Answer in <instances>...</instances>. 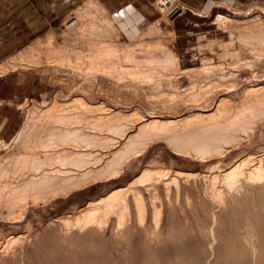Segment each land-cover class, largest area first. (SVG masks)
Listing matches in <instances>:
<instances>
[{
    "label": "rangeland",
    "instance_id": "rangeland-1",
    "mask_svg": "<svg viewBox=\"0 0 264 264\" xmlns=\"http://www.w3.org/2000/svg\"><path fill=\"white\" fill-rule=\"evenodd\" d=\"M109 1L0 0V264H264V0Z\"/></svg>",
    "mask_w": 264,
    "mask_h": 264
},
{
    "label": "bare ground",
    "instance_id": "bare-ground-1",
    "mask_svg": "<svg viewBox=\"0 0 264 264\" xmlns=\"http://www.w3.org/2000/svg\"><path fill=\"white\" fill-rule=\"evenodd\" d=\"M93 2H94V1H93ZM91 27H92V26H91ZM91 30H92V29H91ZM261 40H262V39H261ZM263 40H264V39H263ZM90 48H91V47H90ZM78 50H79V49H78ZM79 51H80V50H79ZM95 51H96V50H95ZM94 53H95V52H94ZM96 53H97V52H96ZM100 53H101V52H100ZM78 54H79V53H78ZM94 55H95V54H94ZM150 57H151V56H150ZM131 58H132V57H131ZM127 59H128V58H126V60H127ZM129 59H130V57H129ZM172 59H174V58H173V57H170L168 60L171 61ZM133 60H134V58H133ZM152 60H153V58H152ZM159 60H160V59H159V57H158V61H159ZM154 61H156V60H154ZM147 65H148V64H147ZM101 71H102V70H101ZM255 88H256V87H255ZM257 89H258V88H257ZM253 91H254V90H253ZM258 91H259V90H258ZM263 91H264V90H263ZM259 93H260V91H259ZM255 94H256V93H255ZM260 95H261V94H260ZM260 95H258V96H260ZM263 95H264V92H263ZM263 95H262V96H263ZM255 96H256V95H255ZM77 99H78V98H77ZM254 99H255V98H254ZM260 99H261V97H260ZM263 99H264V98H262V102H264ZM253 102H254V101H253ZM255 102H256V101H255ZM256 103H258V102H256ZM258 104H259V103H258ZM258 104H256V105H258ZM261 105H262V103H260V107H261ZM257 107H259V106H257ZM43 114H44L43 112H42L41 114L39 113V115H40V116H39V120L45 119V118L47 117V116H46V117H43V116H45V115H43ZM53 114H54V113H53ZM198 115H199V114H197V117H199L200 119H204V117H205V116H204V117H203V116H200V115H202V114H200L199 116H198ZM52 116L56 117L55 115H52ZM59 116H60V114H59ZM59 116H58V114H57V118H61V116H60V117H59ZM194 116H195V115H194ZM206 116H207V115H206ZM50 117H51V116H50ZM41 118H42V119H41ZM47 118H48V117H47ZM47 118H46V120H47ZM64 118H66V117H64ZM213 118H214V117H213ZM213 118L211 117V119H212V123H213V121L216 119V117H215L214 119H213ZM50 119H51V118H50ZM69 119H70V118H69ZM185 119H188V117H185ZM200 119H199V120H200ZM207 119H208V118H207ZM207 119H205V120H207ZM211 119H209V120H211ZM48 120H49V119H48ZM51 120H52V119H51ZM51 120H50L49 122L45 121L46 123H44V124H46V126L41 125V129L48 128V127H49V123L51 122ZM53 120H54L53 122H55V118H54ZM64 120H66V119H64ZM64 120H63V121H64ZM70 120H72V119H70ZM56 121H57V122H60V121H58V119H56ZM190 121H191V120H190ZM202 121H204V120H202ZM207 121H208V120H207ZM215 121H216V120H215ZM215 121H214V123H215ZM65 122H66V121H65ZM69 122H70V121H69ZM75 122H76V121H75ZM77 122H79V121H77ZM51 123H52V122H51ZM51 123H50V124H51ZM73 123H74V120H73ZM81 123H82V122H81ZM165 123H166V122H165ZM168 123H173V124H174V123H177V124H178V122L173 121V120L168 121ZM192 123H193V121H192ZM207 123H208V122H207ZM209 123H210V125H211V122H210V121H209ZM217 123H218V122H217ZM227 123H229V122H227ZM60 124H61V123H60ZM71 124H72V122H71ZM71 124H70V125H71ZM141 124H142V126H140V129L138 130V131H139V135H136V136H130L129 139L127 138V139H128L127 142H129L131 145H132V144H135L136 142H140V141L144 140L145 136H147L148 138H149V137H152V135H149V133L153 130V128L156 129L158 126H162V125H161V121H160V120H157L156 118L149 119V120H147V122H143V123H141ZM177 124H176V125H177ZM184 124H186V123H183V125H184ZM51 125H53V124H51ZM171 125H172V124H171ZM178 125H179V124H178ZM183 125H182V126H183ZM186 125H187V124H186ZM217 125H219V123H218ZM222 125H223V123H222ZM222 125H219V127L221 126L222 129L225 127L224 130H225V129H228V128L231 127V126L229 127V125H228V126L226 125V126H227V128H226L225 125H224V126H222ZM56 126H58V123H57ZM59 126H60V125H59ZM59 126H58V128H59ZM68 126H69V125H68ZM72 126H74V124H73ZM168 126H169V125H168ZM179 126H180V125H179ZM193 126H194V125H192V127H193ZM61 127H62V126H61ZM66 127H67V126H66ZM80 127H82V126H80ZM169 127H170V126H169ZM184 127H185V126H184ZM190 127H191V126H190ZM216 127H218V126H216ZM51 128H52V126H51ZM70 128H71V127H70ZM70 128H67V130H68V131L71 130ZM149 128H150V130H149ZM159 128H161V127H158V130H159ZM186 128H187V127H186ZM188 128H189V126H188ZM204 128H205V129H204ZM209 128H210V127H209ZM209 128H208V127L206 126V124H205V126L202 125V126H201V129H199V130L204 129V133H203V132H202V133H199L200 135H203V138H204V139H206V138L209 139V138L211 137V135H212V133H211L212 130H211V129H210L211 131H208V130H207V129H209ZM213 128H215V126H214ZM55 129H56V128H55ZM55 129H53V133H55V132H54ZM79 129H80V128H79ZM169 129H170V128H169ZM56 130H57V129H56ZM72 130H73V129H72ZM205 130H207V131H205ZM213 130H214V129H213ZM61 131H62V130H61ZM159 131H160V130H159ZM202 131H203V130H202ZM30 132H31V126H29V125H26L25 128L20 132V136L23 137V138H26V139L22 140L23 142L31 141V140H35V139H37L36 137H38V135H40V134H38V135H36V134L32 135V134H29ZM59 132H60V131H59ZM72 132H74V130H73ZM72 132H71V133H72ZM152 132H153V131H152ZM60 133H62V132H60ZM60 133H58L59 136H61V135L63 134V133H62V134L60 135ZM69 133H70V132H69ZM69 133H68V134H69ZM147 133H148V134H147ZM154 133H155V131H154ZM156 133H160V134H161V131H160V132H157V129H156ZM156 133H155V134H156ZM165 133H166V134H167V133H171V131L169 132V131L166 130ZM195 133H196V132H195ZM43 134H44V133H43ZM68 134H67V135H68ZM150 134H152V133H150ZM155 134H154V135H155ZM162 134H163V131H162ZM175 134H176V133H175ZM53 135H54V136H53V138H54V137L57 135V133H56V135H55V134H53ZM67 135H66V136H67ZM76 135H77L76 138L73 137V135H72V138L76 139V141H79V142L82 143L83 141H87V140H88V139L86 140V138H85L86 136L83 135V133L81 132V130L76 131ZM156 135H158V134H156ZM169 135H170V134H169ZM181 135H182V134H181ZM207 135H210V137H208ZM213 135L215 136L216 134L214 133ZM213 135H212V136H213ZM48 136H49V135H48ZM62 136L64 137V135H62ZM62 136H61V138H63ZM66 136H65V138H67L68 136H70V134H69L67 137H66ZM87 136L90 137L91 135H90V136L87 135ZM170 136H171V135H170ZM170 136H169V137H170ZM183 136L186 137L185 135H182L181 138H183ZM190 136H192V134H190ZM50 137H51V136H50ZM57 137H58V136H57ZM88 137H87V138H88ZM94 137H95V134H94ZM94 137H93V136L91 137V138H92V141H93ZM171 137H173V136H171ZM176 137H177V135H176ZM51 138H52V137H51ZM68 138H69V137H68ZM70 138H71V136H70ZM91 138H89V140H90ZM181 138H180V139L177 138V139H178V140H177V139H175V137H174L175 141L177 140V141H176V144H177L178 147H184V143H183V141H182ZM188 138H192V137H188ZM203 138H202V140H203ZM211 138H213V137H211ZM216 138H217V135H216ZM216 138L214 137L213 139H216ZM46 139H47V138H46ZM55 139H56V138H55ZM171 139H172V138H171ZM171 139H170V141H171ZM174 139H173V140H174ZM184 139H185V142H186V138H183V140H184ZM193 139H194V138H193ZM208 139H207L206 141H201V143H203V145L205 146V144H208V141L210 142V140H208ZM213 139H212V140H213ZM66 140H67V139H66ZM68 140H69V139H68ZM212 140H211V141H212ZM57 141H58V143H59V140H58V139H57ZM60 141H61V139H60ZM70 141H72V139H71ZM70 141H69V142H70ZM95 141H97V140H95ZM69 142L66 141V144H67V143L69 144ZM72 142H73V141H72ZM172 142H173V141H172ZM188 142H189V141H188ZM84 143L87 144L86 142H84ZM88 143L91 144L90 141H88ZM92 143H94V142H92ZM96 143H97V142H96ZM96 143H95V144H96ZM73 144H74V143H71V145H73ZM78 144H80V143H78ZM89 144H88V145H89ZM185 144H186V143H185ZM189 144H190V143H189ZM189 144H188V145H189ZM198 144H199V143H198ZM52 145H53V144H52ZM54 145H55V144H54ZM57 145H58V144H57ZM61 145H62V144H61ZM74 145L77 146V144H74ZM80 145H81V144H80ZM82 145H83V143H82ZM91 145H93V144H91ZM101 145H102V144H101ZM182 145H183V146H182ZM188 145H187V146H188ZM58 146H59V145H58ZM85 146H87V145H85ZM54 147H55V146H54ZM64 147H65V146H64ZM68 147H69V145H68ZM56 148H57V147H56ZM65 148H66V147H65ZM87 148H88V147H87ZM187 148H188V147H187ZM31 149H32V148L30 147L29 152H30ZM37 149H38V148H36L35 150H37ZM63 149H64V148H63ZM76 149H78V148H76ZM32 150H33V149H32ZM32 150H31V151H32ZM54 150H55V148H54ZM58 150H59V149H58ZM67 150H69V149L67 148ZM67 150H66V152L68 153ZM59 151H60V150H59ZM61 151L63 152V150H61ZM70 151H71V150H70ZM80 151H81V150H80ZM80 151H79V152H75V154H77V153L80 154ZM83 151H84V150H83ZM83 151H82V152H83ZM26 152H27V151H26ZM33 152L35 153L36 151H33ZM73 152H74V151H73ZM30 153H31V152H30ZM60 153H61V152H59V155H60ZM67 153H66V154H67ZM84 153H85V152H84ZM84 153H83V154H84ZM26 154H27V153H26ZM26 154L24 153V154L22 155V157H23V156H26ZM36 154H37V153H36ZM66 154H64V152H63V154H61V155H66ZM78 154H77V155H78ZM81 154H82V153H81ZM81 154H80V155H81ZM83 154H82V155H83ZM29 155H30V154H29ZM29 155L27 154V157H29ZM41 155H42V154H41ZM84 155H85V154H84ZM30 156H31V155H30ZM34 156H36V155H33V157H34ZM37 156H38V155H37ZM74 156H75V155H74ZM74 156H73L72 158H74L75 162H74V161H72V162L76 163V160H77L78 158L76 159ZM10 157H11V156H10ZM14 157H16V156H14ZM17 157H18V156H17ZM19 157H20V156H19ZM27 157H26V158H27ZM39 157H40V156H39ZM44 157H45V160H46V156H44ZM59 157L61 158V156H59ZM63 157H64V156H63ZM26 158H24V157H23V158H19V159H21V162L18 161V159H16L15 162H17V163H13V162L11 161V160H13V158H9L8 160H10V163H9V164L5 163V164H7V165H5L4 163H3V164H4V166H6V167H7V166H11V168H12L13 166H15V170H16V168H18L17 166L19 165V163L24 164L23 162H26V165L28 164V162H29V165H32V164H33V165H32V168H33V167H35V168H38V167L41 168V167H43V166L45 167V165L42 164V161H40V160H41L40 158H39V160H35V158H34V161L32 160V157H31V158L29 157L31 160H28V159H26ZM82 158H84V156H83ZM116 158H117V156L115 157V159H116ZM14 159H15V158H14ZM22 159H23L24 161H22ZM42 159H43V158H42ZM61 159H62V158H61ZM87 159H88V158H87ZM87 159H86V161H87ZM82 160H83V163H84L85 159H82ZM13 161H14V160H13ZM31 161H33V163H32ZM65 161L67 162V160L65 159V160L63 161V163H65ZM78 161H79V160H78ZM114 161H115V160H114ZM114 161H113L112 164L110 163V164H108L107 166L105 165L107 168H103V169H106V171H105V170L103 171V169H100V170H102L104 173H103L102 171L100 172L99 170H97V171H99L98 173H100V175H101L102 173L105 175V172L107 173V170H108L109 173L112 172V171H114V170H115V165H114L115 162H114ZM46 162H47V161H46ZM50 162H51V161H49L48 164H49ZM79 162H80V161H79ZM79 162H77V163H79ZM11 163H13V164H11ZM68 163L72 165L71 162H68ZM68 163L66 164V167H67V165L69 166ZM74 163H73V164H74ZM22 164L19 165V166H21V168L25 165V164H24V165L22 166ZM46 164H47V163H46ZM79 164H81V162H80ZM79 164H76V165L78 166ZM26 165H25V166H26ZM29 165H28V166H29ZM37 165H38V166H37ZM41 165H43V166H41ZM50 165H52V167H54L53 162H51ZM76 165H75V166H76ZM82 165H84V164H81V165H80L81 168H82ZM28 166H27V167H28ZM40 166H41V167H40ZM55 166H58V165H55ZM59 166H60V165H59ZM63 166H64V164H63ZM63 166H62V167H63ZM73 166H74V165H73ZM77 166H76V167H77ZM30 167H31V166H30ZM76 167H75V168H76ZM78 167H79V166H78ZM78 167H77V169H78ZM233 167H234V166H233ZM2 168L4 169V167H2ZM7 168H8V167H7ZM21 168H20V169H21ZM46 168H47V166H46ZM60 168H61V167H60ZM64 168H65V166H64L63 169H61V170H64V172H66L67 169H66V168L64 169ZM79 168H80V167H79ZM83 168H84V167H83ZM236 168H237V167H235V169H236ZM3 169H2V170H3ZM12 169H13V168H12ZM20 169H18V171H19ZM23 169H24V171H28V172H30V171L28 170L29 168H28V169L23 168ZM23 169H21V172H22ZM55 169H56V168H55ZM13 170H14V169H13ZM30 170H31V169H30ZM47 170H48V169H47ZM56 170H57V171H56ZM56 170H54V171H55V174H54V175L51 174L52 169H50V171L48 170V171L46 172V173H48L47 175L44 174V173H45V170H44V172H43V171H42V172L40 171V173L44 174V176H41V177H43V178H42L43 180L41 179L40 176H35V174H34L33 177H32V175H31V176H29L30 178H28L29 180L23 182L22 185L19 184V185H21L20 188H23V190H24V188H25V189H28V190H31V191L39 192V193L36 195V197H38L39 194L43 191V189H42V186H43V185H42V184H45V186H47V185L50 184V186H49V187H50V190L48 189L49 187L45 188V190H46L45 193H49V192L51 193V192H53V190H54V192L57 193V191H55V190L59 187V185H60L59 189L61 190V192H63V188L66 189L64 192H68L67 189L74 188V186L77 185V184H80V185H77V187H78V186L81 187V185L84 184V183H82V182H86V180H84L85 178L82 177V176H78V178H84L83 180L80 179V180H79V181H80L79 183L74 182V180L76 181V179H74V177H75L76 175L73 174V175H72V176H74L73 179H71L72 176H70V177H71L70 179L73 180V181L71 182V181H69V180H67V181L65 180V181L67 182V183H66V182L63 180V179L65 178V176H61V177H62V178H61L60 175H62V174L59 175V173H58V171H59L60 169H59V170L56 169ZM61 170H60V172H61ZM70 170H71V169H69V171H70ZM80 170H81V169H80ZM80 170H79V171H80ZM83 170H84V169H83ZM32 171L34 172V170H32ZM37 171H38V170H36V171L34 172V173H36V175L39 174ZM71 171H72V173H76L74 170H71ZM71 171H70V172H71ZM86 171H87V172H86ZM88 171H89V170H85V172H86V176L90 175V174L88 173ZM97 171L93 172V174H95ZM231 171H234V168L230 169V172H231ZM16 172H17V170H16ZM16 172H15V173H16ZM33 172H31V173L33 174ZM52 172H53V171H52ZM56 172H57V173H56ZM77 172H78V170H77ZM89 172H90V171H89ZM31 173H30V174H31ZM49 173H50V174H49ZM82 173H84V171H83ZM91 173H92V171H91ZM16 174H17V173H16ZM56 174H58L59 176H57ZM63 174H65V173H63ZM77 174H78V173H77ZM87 174H88V175H87ZM103 174H102L101 176H103ZM0 175H1V174H0ZM17 175H18V174H17ZM28 175H29V174H28ZM39 175H41V174H39ZM52 175H53L54 177H53ZM55 175L57 176V177H56L57 180H58V178L60 177V178L62 179V182L64 181L63 184L66 183V184H68V185H66V184H64V185H63V184H60V183H61V182H60L61 180H60V181L58 180L60 183L57 184L58 181L56 182V181L54 180V179H56V178H55ZM66 175H69L68 170H67V174H66ZM79 175H80V173H79ZM81 175H82V174H81ZM84 175H85V173H84ZM84 175H83V176H84ZM26 176H27L26 174H25L24 176L22 175L23 178L26 177ZM46 176H47V177H46ZM48 176H49L51 179H49ZM51 176H52L54 179H53ZM91 176H92V175H91ZM94 176H96V174H95ZM16 177H17V176H16ZM19 177H20V175L18 176V178H19ZM27 177H28V176H27ZM36 177H37V178H36ZM39 177H40V178H39ZM76 177H77V176H76ZM20 178H21V177H20ZM46 178H48V181H50V180H54V181H53V182H49V183H47V181H46L47 179H46ZM67 178L69 179L68 176H67L65 179H67ZM78 178H77V179H78ZM86 178H87V177H86ZM88 178H89V176H88ZM88 178H87V179H88ZM17 180H18V179H17ZM0 182H3V181H0ZM9 182H10V181H9ZM13 182H14V181H13ZM45 182H46V183H45ZM54 182L56 183V185H57L58 187L54 184L53 186H55V187H54L53 190L51 191V187H53V186H52V183H54ZM69 182H71V184L74 183L75 185H73V186L70 187V186H69V184H70ZM4 183H5V182H4ZM14 183H15V182H14ZM81 183H82V184H81ZM86 183H87V182H86ZM17 184H18V182H17ZM1 185H2V183H1ZM3 185H4V184H3ZM3 185H2V186H3ZM5 185L7 186V183H6ZM8 185H9V184H8ZM11 185L13 186L14 184L11 183ZM62 185H63V186H62ZM65 185H66V186H65ZM84 185H85V184H84ZM6 186L3 187V188H5V190H6ZM64 186H65V187H64ZM68 186H69V187H68ZM0 187H1V186H0ZM75 187H76V186H75ZM12 188H13V187H12ZM12 188H11V189H12ZM13 189H14V188H13ZM28 190H27V193L29 192ZM57 190H58V189H57ZM1 191H2V190H1ZM47 191H48V192H47ZM11 192H12V193H9V194H10V195H11V194L13 195V191H12V190H11ZM23 192H24V191H23ZM58 192H60V191H58ZM3 193H4V192L2 191V194H3ZM30 193H31V192H29L28 194H30ZM7 194H8V192H7ZM35 194H36V193H35ZM43 194H44V193H42V195H43ZM40 195H41V194H40ZM50 195H51V194H50ZM3 196H4V194H3ZM3 196H2V197H3ZM45 196H46V195H45ZM53 196H54V195H53ZM8 197H9V196H8ZM32 197H34V196H32ZM28 198H29V197H28ZM12 199L14 200V198H12ZM24 199H25V198H24ZM35 199H36V198H35ZM35 199H34V200H35ZM39 199H40V198H39ZM41 199H42V198H41ZM1 200H2V199H0V201H1ZM4 200H5V199H4ZM4 200H2V202H3ZM36 200H37V199H36ZM43 200H44V197H43ZM12 203H13V201H12ZM14 203H15V202H14ZM15 206H16V205H15ZM5 207H8V210H9L10 213H11V212H13L14 209L18 208L19 206H18V207L16 206V208H15L13 204H7V203H6V206H5ZM3 209H4V208H3ZM8 210H7V212H9ZM21 210H22V209H21ZM3 211H4V210H3ZM19 211H20V209H19ZM23 211H24V210H23ZM25 211H27V210H25ZM20 212H21V211H20ZM14 213H16V212L14 211ZM22 213H23V212H22ZM7 215H8V214H7ZM11 215H13V214H11ZM19 215H23V214H19ZM8 216H9V215H8ZM13 216H14V215H13ZM9 217H10V216H9ZM20 217H21V216H20ZM15 219H16V218H15ZM51 257H52V256H51ZM47 258H48V257H47ZM53 258H55V257H53ZM53 258H52V259H53ZM86 258H87V257H86ZM49 259H50V258H49ZM58 259H59V258H58ZM87 259H88V258H87ZM53 260H54V259H53ZM53 260H52V261H53ZM33 261H34V259H33ZM54 261H55V260H54ZM61 261H62V260H61ZM48 262H50V260H49ZM48 262H47V263H48ZM56 262H58V260H56ZM77 262H78V261H77ZM54 263H55V262H54ZM54 263H52V264H54ZM70 263H71V262H70ZM67 264H68V263H67Z\"/></svg>",
    "mask_w": 264,
    "mask_h": 264
},
{
    "label": "crops",
    "instance_id": "crops-1",
    "mask_svg": "<svg viewBox=\"0 0 264 264\" xmlns=\"http://www.w3.org/2000/svg\"><path fill=\"white\" fill-rule=\"evenodd\" d=\"M104 7H106V8H109L110 7V1L109 0H98ZM111 6L112 7H115V6H122V3L119 1V2H117L116 1V3L113 5V4H111Z\"/></svg>",
    "mask_w": 264,
    "mask_h": 264
}]
</instances>
